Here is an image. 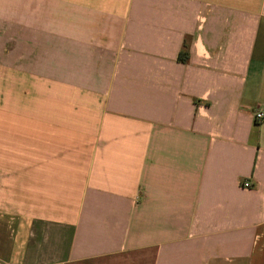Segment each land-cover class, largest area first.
Wrapping results in <instances>:
<instances>
[{
    "label": "crops",
    "instance_id": "crops-1",
    "mask_svg": "<svg viewBox=\"0 0 264 264\" xmlns=\"http://www.w3.org/2000/svg\"><path fill=\"white\" fill-rule=\"evenodd\" d=\"M257 111L264 0H0V264H264Z\"/></svg>",
    "mask_w": 264,
    "mask_h": 264
},
{
    "label": "built area",
    "instance_id": "built-area-1",
    "mask_svg": "<svg viewBox=\"0 0 264 264\" xmlns=\"http://www.w3.org/2000/svg\"><path fill=\"white\" fill-rule=\"evenodd\" d=\"M264 118V113L261 112V111H257L255 112L254 114V119L256 122H260L262 121ZM241 186L244 188V189H248L250 187V184L248 182H245L243 184H241Z\"/></svg>",
    "mask_w": 264,
    "mask_h": 264
}]
</instances>
